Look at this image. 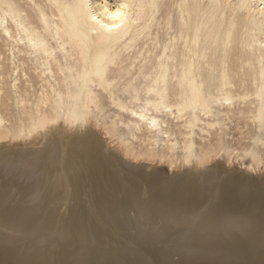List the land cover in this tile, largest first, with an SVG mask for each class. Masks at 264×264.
Returning a JSON list of instances; mask_svg holds the SVG:
<instances>
[{
  "label": "bare ground",
  "instance_id": "6f19581e",
  "mask_svg": "<svg viewBox=\"0 0 264 264\" xmlns=\"http://www.w3.org/2000/svg\"><path fill=\"white\" fill-rule=\"evenodd\" d=\"M0 264H264V0H0Z\"/></svg>",
  "mask_w": 264,
  "mask_h": 264
},
{
  "label": "rangeland",
  "instance_id": "374dc122",
  "mask_svg": "<svg viewBox=\"0 0 264 264\" xmlns=\"http://www.w3.org/2000/svg\"><path fill=\"white\" fill-rule=\"evenodd\" d=\"M232 133H236L234 130H232ZM236 136H237V134H236ZM235 137V136H234ZM242 141H247V139H243ZM104 163L105 161H104V159H98L97 161H95V163H93V166H91L92 168H95L97 165H99L100 163Z\"/></svg>",
  "mask_w": 264,
  "mask_h": 264
}]
</instances>
